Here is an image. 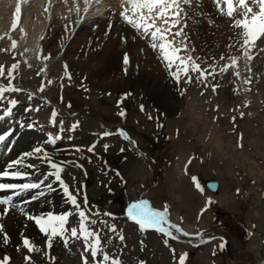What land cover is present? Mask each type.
I'll use <instances>...</instances> for the list:
<instances>
[{
	"label": "rangeland",
	"instance_id": "1",
	"mask_svg": "<svg viewBox=\"0 0 264 264\" xmlns=\"http://www.w3.org/2000/svg\"><path fill=\"white\" fill-rule=\"evenodd\" d=\"M209 17L215 23L209 24V21L203 20L202 36L198 34L196 41H193L194 36L188 38L189 46L195 49L191 52L192 57H199L200 60L196 62L201 67H207L213 62V57L219 61L222 54L238 56L241 79L233 76L231 69L215 79L210 77L207 81L209 85H219L213 92L211 86L205 87L204 83L197 81L198 74H191V83H185L183 77L177 83L162 66L168 75V81L174 86V93L180 104L174 115L161 108L163 105L160 100L162 101L164 97L160 95L151 96L149 104L145 101L148 98L147 89L144 82H141L143 77L139 76L137 71L127 74L122 69L120 72L124 74L122 76L124 83L120 81V86L115 84L109 88L98 89L89 85L81 74L74 73L68 62L67 73L65 63H62L61 68L50 69L46 67L43 58H38L29 67L26 55L19 48L20 39L23 37L21 31L14 36L11 34L12 40L7 41V45L0 43V49H7L0 51V65L5 67V71L7 72L13 63H19L14 85L23 91L6 93L7 98L19 102L14 109L17 111L13 118L23 121L25 118L18 115L21 112L28 118L23 123L34 125L31 128L33 131L19 127L20 130L36 133L40 143L45 137L37 131H42L48 138L58 133L62 138L57 140L55 145L46 142L44 146L47 150L48 147L55 150L75 148V151L71 150L73 153L66 157L74 166L69 162L63 164L61 176L71 186L73 194L77 195L78 203H82L84 197L79 183L76 182V178L80 177L76 164L85 170L94 168L97 172L96 176L103 187L89 193L96 207L89 205L88 210L99 214L102 210L122 213L126 209L124 202L120 206L114 205V202L116 200L119 202L123 194L130 199L133 198V194L137 197L141 191L135 190L138 188L137 181L146 173L138 170L136 161L125 160L119 156L118 153L121 149H126V145L120 144L117 140L105 144L108 145L105 152L110 153L108 157L111 162L102 164L104 168L106 167L105 172L100 170L99 162L102 156H105L104 153L89 152L93 157L96 156L97 161L93 158L89 160V156L85 158L84 154H87L86 151L93 142L91 145L83 142L75 144V138L72 137L77 126L81 135L98 131L93 134V139L103 135V132L98 130L103 127L102 124L113 126L118 123L121 129H132L135 132L138 129L151 137V146L137 137L142 147L141 151L143 149V154L151 161V168H148L151 177L145 178L142 184L145 186L151 181V190L147 192L142 190L138 198L148 195L145 198L159 211L167 204L168 222L179 226L183 232L190 235L184 236L173 229L176 238H171L151 229L149 233L151 236L148 238L145 235L147 232H142L127 223L125 225L123 222L126 221L122 219L107 220L109 226L114 225L117 228L119 223L123 226L119 227L116 233L109 232L108 226L104 224H97L94 227L103 229L101 239L102 244L106 246L105 250L111 256L119 257L121 264H178L179 257L185 253L187 254L185 264H264V38L257 41L256 47L251 50L253 59L249 61L237 50L238 45L228 48V45L233 43V40L229 39L233 37V31L228 27L227 18L218 14L215 5ZM13 40L17 43L15 49L11 48ZM155 56L158 57V54ZM159 63L162 65L161 60ZM223 63L225 61H220V64ZM246 66L251 68V72L247 71ZM45 67L46 72H41V68ZM69 74L71 79L68 78ZM152 74L151 72V77ZM249 76L251 84L245 85L243 79ZM0 81L7 83L2 78ZM49 81L51 83H48ZM42 85L44 90L40 91ZM127 93L131 95L124 99ZM122 99L123 103L118 107L117 102ZM61 103L65 105L61 106ZM67 103L71 106H67ZM141 104L144 105V111L140 110ZM25 108H39V111L25 112ZM53 110L57 112L55 127L51 122ZM95 110H98L99 115H96L97 112L94 113ZM121 110L126 113L124 117L117 115ZM97 116L103 117V122L99 121ZM149 116L152 119H149ZM4 122L0 121V124ZM73 125H76L74 130ZM104 131L106 132L105 129ZM101 144L99 143L96 148ZM36 146L38 147V144L33 148ZM104 146L99 149L101 152L105 149ZM78 147L80 151H76ZM47 152L57 157L54 159L56 162L62 159L60 152ZM189 160L191 163H188ZM115 175H122L121 177L129 181L126 193H123L121 180L119 183L116 180L112 182L117 183L113 195L106 192V184L115 178ZM193 177L203 191L196 187ZM38 178L39 174H36L33 180ZM209 180L219 181L218 194L211 193L204 186V182ZM57 183L61 196L60 207L62 204L64 211L62 214H69L72 207L68 208V204L64 203L67 202V197L62 185ZM104 194L107 195L106 198L103 197ZM95 195L101 198L96 199ZM202 209L206 210L201 215ZM76 213L74 210L70 212L72 227H78ZM99 216H93L92 219L106 220L104 215ZM197 233L201 236L198 237ZM119 235L124 236L123 241L119 240ZM209 237L214 239L209 240ZM221 238L226 241L223 250L219 247L224 242ZM166 239L167 245L164 243ZM46 240L47 237L43 235L36 244L41 251L28 253L32 260L24 264H82L83 241L70 240L68 247H65L63 240L55 237L49 250L46 247ZM45 252L48 253L47 256ZM86 255L90 258V254ZM50 257L55 259L52 260ZM17 262L18 259L17 261L12 259L11 264H19Z\"/></svg>",
	"mask_w": 264,
	"mask_h": 264
},
{
	"label": "snow or ice",
	"instance_id": "2",
	"mask_svg": "<svg viewBox=\"0 0 264 264\" xmlns=\"http://www.w3.org/2000/svg\"><path fill=\"white\" fill-rule=\"evenodd\" d=\"M65 4L69 3V0H63ZM101 0H95V4H100ZM215 5L216 11L221 17H225L228 20V27L233 31V43L228 45V48L237 47V50L242 53L243 57L247 60H252L251 50L256 47L257 41L264 38V0H212ZM71 3L75 5V11L77 16H80V12L88 13L90 7L93 5V0H83V8L76 3V0H71ZM200 0H120V11L118 13H110V15L116 16L119 21L123 22L133 31V39H142L146 44L158 54V59L163 62L165 69L169 71L173 80L177 83L184 78L185 83L192 82L193 73L198 74L196 79L198 82L204 83L205 87L211 86L213 92L216 91L218 84L209 85L207 81L211 77L215 79L218 75L228 73L229 69L232 70V75L237 79H241V72L239 70V59L240 57L234 55L225 56L222 54L219 61L215 57L212 58V63L208 64L207 67H201L197 60L199 57L193 58L191 52L195 51L194 47L189 46L188 35L185 29L188 28V21L193 20L194 22H199L194 18L196 16L206 15L202 11ZM47 11V9H45ZM72 11V8H69ZM17 17L21 12L20 5L17 4L15 9ZM191 13V14H190ZM83 17H80L82 20ZM80 20L75 21L79 23ZM215 23L214 20H209V24ZM72 25H65V32L70 33ZM112 25L109 24V29ZM13 30L16 28L15 21L12 25ZM122 41L126 42L127 37L122 36ZM17 43L15 40L12 41L11 48L15 49ZM0 51H7V49H0ZM28 51V49H25ZM143 51V49H141ZM41 57L43 60L51 59V54H43L41 52ZM220 61H225V63L220 64ZM129 57L125 54L123 58V64L125 65L124 71L127 72V66L129 65ZM30 67V65H29ZM19 68V63H13L5 71V67L0 65V78L7 81V83H0V104H4V107L0 109V121H7L14 117V109L18 105L16 99H9L6 97V93H18L23 91V89L18 88L14 85V80L16 78V72ZM65 72L67 73L68 66L64 65ZM248 72H251V68L246 66ZM41 72H46V67L41 68ZM69 79L71 76L69 74ZM48 83H51L49 81ZM245 85L251 84V77L243 79ZM43 85L40 91H43ZM87 90V89H85ZM250 90V89H246ZM203 94V93H202ZM131 93H127L124 99ZM31 98V96H30ZM123 103V99L117 102V106ZM247 106V105H246ZM70 107V105H69ZM140 110L144 111V105L141 104ZM29 111H39V108L31 109L25 108V112ZM117 115L124 117L126 115L124 110H121ZM243 115V114H241ZM57 112L53 110L51 112V122L53 126H56L55 118ZM149 119H152L149 116ZM19 127L33 128L34 125L29 123L25 125L23 122L18 121ZM62 125V121H61ZM162 126V125H161ZM76 125H73V130ZM14 130L9 129L3 133H0V145H11L12 141L9 139L13 137ZM104 136L112 135L110 132L103 133ZM119 135L124 139H129V137L121 130ZM62 137L57 133L56 135H50L48 138V143L55 145L57 140ZM105 150H107L108 145H105ZM95 145H92L87 150L89 152H94ZM76 151H80L79 148ZM124 151V149H121ZM27 158H34L39 160L41 163L46 164L53 171L44 172L39 174V178L33 180L32 177L39 173V169L35 164L25 163ZM66 161L56 162L53 157L41 147H35L32 151L24 153L21 157L9 162L2 170H0V193H5L6 195L0 197V217L7 216L12 210L18 209L19 212L25 216L28 221H32L38 227L39 232L47 237L45 241L47 249L52 248V240L55 237H59L63 240L65 247H68L69 241H83V250L81 251L82 264H121L119 257L111 256L106 250V246L102 244L101 232L103 229L96 228L97 224H104L108 226V231L116 233L117 229L114 225L109 226L107 220H96L92 219L93 216H99L98 212L86 213L84 210L87 205V197H84L83 207L78 203L77 195H74L70 191L69 187L64 183L61 178V172L63 171V164ZM188 163H191L189 160ZM22 168L32 169L31 172L21 171ZM54 177L56 182H59L63 186V192L65 193L68 201L75 206L77 209L76 215L78 216V227L73 226L69 228L67 226L69 215L71 214H61L56 215L53 213H48L45 216H34L25 212L24 208L15 202L16 198L22 197L29 192H34L29 200L23 201V203H29L31 200H35L36 196H44L45 191H53V184L49 180V177ZM15 181H31V182H15ZM193 182L196 187L200 188L199 183L196 178L193 177ZM211 204V201L208 202ZM202 209L201 215L203 211ZM106 217H112L109 212L103 213ZM169 215L168 205L163 206V210L159 211L154 209L149 201L141 200L130 204L127 207V216L129 219L133 220L141 231L148 229H153L159 233H162L166 237H174L173 229L176 233H181L184 236H189L187 232L174 224H171L166 219ZM167 225V227H165ZM0 239L4 245L9 244L10 237L4 231L3 224H0ZM200 237L201 234L197 233ZM214 239V237H209V240ZM119 240L123 241L124 236L119 235ZM224 241V238H221ZM167 245V239L164 241ZM226 241L220 244V249L223 250ZM21 248L25 249L29 254L33 252H40L41 249L27 236L21 241V244L17 247V251ZM175 253V250H172ZM90 254V258L89 255ZM47 256L48 253L45 252ZM187 254L179 257L178 264H185ZM54 260V257H50ZM24 260L31 261V255H25ZM12 258L8 255H3L0 257V264H11Z\"/></svg>",
	"mask_w": 264,
	"mask_h": 264
},
{
	"label": "bare ground",
	"instance_id": "3",
	"mask_svg": "<svg viewBox=\"0 0 264 264\" xmlns=\"http://www.w3.org/2000/svg\"><path fill=\"white\" fill-rule=\"evenodd\" d=\"M76 3L79 4L81 9L83 8V0H76ZM17 4L21 8L18 17L15 12ZM200 4L199 11L206 15L196 16L194 19L199 21L198 23L189 20L188 28L185 29L188 38L194 36L193 41H196L195 38L198 39L199 35L202 36L201 24L203 20H211L209 14L214 6L212 0H200ZM69 8H72V11H69ZM119 11L120 0H101L98 5L93 0L89 12L84 13L81 11L80 16H77L75 5L71 3V0L68 4H65L63 0H0V39L3 37L0 43L7 45V41H11L12 36L21 31L23 37L20 39L19 48L26 55L27 62H34L38 58H42L41 52L45 55L51 54V59L44 60L47 67L58 69L62 67V63L68 62L74 73L81 74L89 85L91 84V86L98 89L109 88V86L115 84L120 86L121 82L124 83L122 77L124 74L120 71L125 69L123 58L127 54L130 61L127 66V74L137 71L138 75L143 77L141 82H144L143 84L147 89L146 95L148 96L145 101L147 103L151 102V96L157 97L160 95L162 98L164 97L162 101L160 100L161 105H163L161 108L170 115H174L179 110L180 104L174 93L172 82L168 81V75L163 71V62L161 65L158 59L156 61V52L144 40L138 38L134 40L133 31L119 21L116 16L110 15V13H118ZM80 17H83V19L80 20ZM77 20H80V22L75 23ZM14 21L16 28L13 30ZM109 24L112 25L111 29H109ZM65 25H72L70 33L65 32ZM11 34L13 35L11 36ZM122 36L127 37L126 42L122 41ZM25 49H28V51H25ZM151 72L153 73L152 77ZM155 74L156 76H154ZM159 78L160 81H158ZM75 97L78 98V96ZM96 112V115H99L98 110H95L94 113ZM97 117L99 121L103 122V117ZM18 121L11 118L0 124V133L9 129L14 130L13 137L9 138L12 141L11 145H0V170L12 160L21 157L26 152H30L29 149H32L36 144H40L36 133L20 130ZM105 128L107 130L112 128L111 133L117 135L121 131L118 129L117 124ZM119 137L128 141L131 146L136 147L128 139H124L120 135ZM52 157L53 159L57 158ZM25 163L35 164L39 169V174L53 171L46 164L34 158H27ZM21 171L31 172L32 169L22 168ZM49 180L53 184V191L44 189V196L37 195L35 200L23 203L35 194L29 192L16 198L15 202L20 204L25 212L34 216H45L48 213L61 215L59 209L61 196L58 192V183L54 177L50 176ZM4 195L6 194L0 193V197ZM0 224H3L4 231L10 237V242L7 245H4L2 239H0V257L8 255L13 260L17 261L18 259L17 263L24 264L26 262L24 256L28 255V252L23 248L17 251L22 239L27 236L35 244H38L43 234L39 232L35 223L28 221L18 209L12 210L7 216L0 217Z\"/></svg>",
	"mask_w": 264,
	"mask_h": 264
},
{
	"label": "water",
	"instance_id": "4",
	"mask_svg": "<svg viewBox=\"0 0 264 264\" xmlns=\"http://www.w3.org/2000/svg\"><path fill=\"white\" fill-rule=\"evenodd\" d=\"M209 187L211 188V187H212V185L210 184V185H209Z\"/></svg>",
	"mask_w": 264,
	"mask_h": 264
}]
</instances>
